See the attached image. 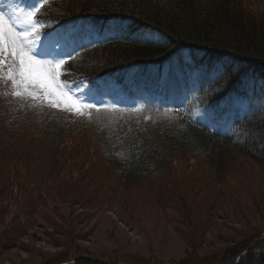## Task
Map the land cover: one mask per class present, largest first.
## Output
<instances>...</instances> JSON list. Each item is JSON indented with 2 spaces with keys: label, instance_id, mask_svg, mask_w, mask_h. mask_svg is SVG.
<instances>
[{
  "label": "rangeland",
  "instance_id": "374dc122",
  "mask_svg": "<svg viewBox=\"0 0 264 264\" xmlns=\"http://www.w3.org/2000/svg\"><path fill=\"white\" fill-rule=\"evenodd\" d=\"M244 1L258 13L264 10V0ZM37 6V0H0V12L13 19L21 16V21L23 14ZM82 27L88 39L81 45L97 40L92 26L79 25V31ZM51 32L38 25L34 46L52 56H65L64 38L49 40L45 34ZM181 54L183 73L176 71L178 59L172 62L174 79L181 80L178 94L172 90L170 97L159 96L157 84L145 79L139 86L160 103L185 111L193 86L204 77L198 73L199 61L191 67L187 61H192ZM202 69L214 74L221 71ZM61 78L69 80L67 74ZM109 85L101 89L103 98L85 87L81 102L116 101L119 96L111 91L118 85L113 81ZM246 85L239 87L233 99L199 106L192 111L193 117L212 129H225L248 110L250 99L264 100L263 81L247 80ZM19 99L33 121L50 107L42 100ZM23 133L14 126L0 131V264H64L81 259L99 264H218L264 230V170L238 153L230 154L231 172L222 183L214 171L203 169L199 175L188 160L177 156L163 184L132 188L95 156L91 140L73 137L56 151L43 181L36 174L43 161L47 163L46 155L38 154L37 148L25 149V142L17 145ZM254 246L264 249V238Z\"/></svg>",
  "mask_w": 264,
  "mask_h": 264
},
{
  "label": "trees",
  "instance_id": "16d2710c",
  "mask_svg": "<svg viewBox=\"0 0 264 264\" xmlns=\"http://www.w3.org/2000/svg\"><path fill=\"white\" fill-rule=\"evenodd\" d=\"M42 4L35 19L47 30L60 31L62 37L67 33L70 41L76 40L79 25H90L97 33L96 41L79 49L77 41L72 46L66 61L69 80L98 87L113 81L118 93L134 98L133 105L118 102L96 106L99 112L86 109L90 118L46 107L33 121L21 100L11 95L8 82L0 81V131L21 129L23 139L17 145L25 142V149L37 148L38 154L46 155L47 163L43 161L36 174L43 181L56 151L73 137L91 140L95 156L132 188L160 186L177 156L188 160L199 175L203 169L214 171L221 183L231 172L232 152L264 170L261 100L250 99L248 110L224 133L137 91L138 83L145 79L153 84L154 76L158 92L174 89L172 69L162 77L160 71L171 59L182 58V52L192 62L198 60L201 69L221 70L215 80L203 79L192 97L194 106L231 97L247 86V80L264 82V10L258 13L244 0H45ZM202 73L207 76L203 69ZM31 133L34 136L28 137ZM257 236L252 235L249 243ZM247 244L218 264H232ZM257 247L233 264H264V249ZM70 264L99 263L81 259Z\"/></svg>",
  "mask_w": 264,
  "mask_h": 264
},
{
  "label": "snow or ice",
  "instance_id": "6c2138e0",
  "mask_svg": "<svg viewBox=\"0 0 264 264\" xmlns=\"http://www.w3.org/2000/svg\"><path fill=\"white\" fill-rule=\"evenodd\" d=\"M37 4L39 7L23 14L22 21L21 16L13 19L0 12V81L8 82L13 97L42 100L53 109L66 110L77 117L88 115L90 118V113L85 110L96 106L81 102L84 99L81 93L87 85L62 80V75L66 74L63 67L65 58L52 56L50 52L34 46L32 37L39 25L35 17L43 7L41 0H37ZM18 27L23 30H18ZM45 35L51 36L50 33ZM65 55L70 59L72 54ZM96 111L100 109L96 108Z\"/></svg>",
  "mask_w": 264,
  "mask_h": 264
},
{
  "label": "water",
  "instance_id": "95a60500",
  "mask_svg": "<svg viewBox=\"0 0 264 264\" xmlns=\"http://www.w3.org/2000/svg\"><path fill=\"white\" fill-rule=\"evenodd\" d=\"M264 238V231L261 233V234H259L249 245H248V247L244 250V251H242V253H240L233 261H232V263H236L237 261H239L246 253H247V251L250 249V248H252L253 247V245L257 242V241H259V240H261V239H263ZM73 262V260H71L70 262H68V263H64V264H70V263H72Z\"/></svg>",
  "mask_w": 264,
  "mask_h": 264
},
{
  "label": "bare ground",
  "instance_id": "6f19581e",
  "mask_svg": "<svg viewBox=\"0 0 264 264\" xmlns=\"http://www.w3.org/2000/svg\"><path fill=\"white\" fill-rule=\"evenodd\" d=\"M238 262V261H237Z\"/></svg>",
  "mask_w": 264,
  "mask_h": 264
}]
</instances>
